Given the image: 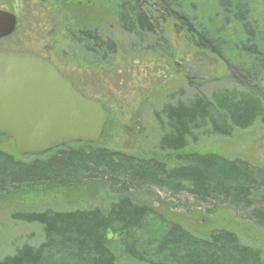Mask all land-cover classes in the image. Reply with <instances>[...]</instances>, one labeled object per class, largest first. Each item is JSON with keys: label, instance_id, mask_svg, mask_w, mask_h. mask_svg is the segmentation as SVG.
Masks as SVG:
<instances>
[{"label": "trees", "instance_id": "16d2710c", "mask_svg": "<svg viewBox=\"0 0 264 264\" xmlns=\"http://www.w3.org/2000/svg\"><path fill=\"white\" fill-rule=\"evenodd\" d=\"M62 3L57 5L78 9L74 0ZM213 3L205 12L185 0L117 2L121 28L137 38L139 47L146 44L148 53L173 58L166 33L169 26L185 44V53L172 66L194 93L164 104L155 113L162 130L159 150L170 154L172 161L156 156L136 158L99 143H75L41 156H21L0 148V198L28 190L102 184L104 176L98 179L97 173L187 191L201 201H229L233 207H245L260 196L264 169L246 159L191 148L202 138H230L237 131L264 125V26L259 25L246 0ZM96 32L91 28L77 33L86 54L106 66L123 49L104 31H99L100 37ZM168 66L159 61L154 67L162 72L169 71ZM210 84L215 87L208 94L204 89ZM86 171L91 180L79 178ZM155 207L152 201L139 202L132 194H122L106 207L61 212L14 210V221L42 227L43 240L38 245L18 246L1 257L0 264H118L122 258L136 264H264L260 250L243 244L227 229L212 228L202 234L172 219L163 220L164 234L155 250L144 252L132 234L144 228L156 213ZM256 218L264 228V212Z\"/></svg>", "mask_w": 264, "mask_h": 264}, {"label": "rangeland", "instance_id": "374dc122", "mask_svg": "<svg viewBox=\"0 0 264 264\" xmlns=\"http://www.w3.org/2000/svg\"><path fill=\"white\" fill-rule=\"evenodd\" d=\"M39 1L0 0V9L16 10L20 15L17 31L9 39L0 41V48L48 47L49 54L63 71L85 93L100 99L98 101L108 112L109 125L105 136L99 141L101 147L125 152L136 158L156 156L172 161L170 154L159 150L162 130L155 113L164 104L186 99L194 93L172 66V62L179 60L186 50L177 34L171 31L170 26L166 30L172 49L170 52L173 51V58L169 59L163 53L161 56L148 53L144 50L146 44L139 47L137 38L123 31L118 19L119 0H74L78 9L72 11L62 6V0ZM185 1L205 12L214 6L213 0ZM246 1L253 8L259 25L264 26V0ZM79 2L84 3L80 5ZM60 3L61 6L57 5ZM91 28L97 30L98 37L99 31H104L123 49V53L113 57L106 66L87 55L81 44L82 36L77 32ZM150 40L147 37L145 42L149 43ZM159 61H163L165 67L170 62L169 71L155 70L154 66ZM214 87L210 84L204 90L210 94ZM0 148L20 155L15 142L5 136H0ZM191 148L200 152H215L228 158L246 159L261 170L264 169V125L257 124L251 129L237 131L230 138H202ZM97 175L98 179L104 176V185L88 183L71 188L50 187L0 198V258L13 253L22 244L38 245L43 240L40 225L16 222L11 217L12 211L42 212L53 209L61 212L106 207L122 194H132L139 202L155 203L156 213L149 217L142 230L132 234L138 248L144 252L151 254L155 250L164 234L163 220L172 219L202 234L212 228L227 229L235 233L243 244L260 250L264 258V228L256 218L257 213L264 212V184L260 192L263 195L254 197L245 207H233L229 201H201L187 191L131 183L126 177L111 179L108 173ZM79 178L91 180L87 171L81 173ZM118 264L136 263L122 258Z\"/></svg>", "mask_w": 264, "mask_h": 264}, {"label": "water", "instance_id": "95a60500", "mask_svg": "<svg viewBox=\"0 0 264 264\" xmlns=\"http://www.w3.org/2000/svg\"><path fill=\"white\" fill-rule=\"evenodd\" d=\"M16 26L17 17L0 10V40ZM108 119L103 104L84 96L49 60L27 51L0 50V136L13 140L21 156H41L75 143L97 144Z\"/></svg>", "mask_w": 264, "mask_h": 264}, {"label": "flooded vegetation", "instance_id": "af4514ba", "mask_svg": "<svg viewBox=\"0 0 264 264\" xmlns=\"http://www.w3.org/2000/svg\"><path fill=\"white\" fill-rule=\"evenodd\" d=\"M90 1V0H89ZM41 1H39V3H40ZM86 2H87V0H86ZM0 10H2V11H6V12H9V13H12V14H14L16 17H17V26H16V29H15V31H14V33L11 35V36H9V37H7V38H4V39H1L0 41H3V40H6V39H9L10 37H12L14 34H15V32L17 31V29H18V26H19V21H20V15H19V13H17L16 12V10H12V11H10V10H7V9H0ZM49 48L47 47L46 49L43 47V46H41V48L40 49H37V48H31V49H27V48H18V49H16V48H9V47H1L0 48V50H8V51H27V52H31V53H33V54H36V55H39V56H41V57H43V58H45V59H47V60H49L51 63H53V65H55L57 68H58V70L60 71V73L64 76V77H66V78H68V79H70L71 81H72V83L74 84V86L78 89V86H77V83L75 82V80H73L72 78H70L64 71H63V69L59 66V64L53 59V57L49 54V50H48ZM79 90V89H78ZM80 91V90H79ZM82 94H83V92L82 91H80ZM84 95V94H83ZM92 99V98H91ZM106 110V109H105Z\"/></svg>", "mask_w": 264, "mask_h": 264}]
</instances>
